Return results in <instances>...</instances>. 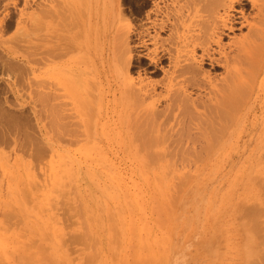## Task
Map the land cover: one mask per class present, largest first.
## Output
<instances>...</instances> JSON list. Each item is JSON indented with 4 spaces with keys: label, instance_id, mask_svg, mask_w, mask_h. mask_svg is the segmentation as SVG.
Listing matches in <instances>:
<instances>
[{
    "label": "rangeland",
    "instance_id": "374dc122",
    "mask_svg": "<svg viewBox=\"0 0 264 264\" xmlns=\"http://www.w3.org/2000/svg\"><path fill=\"white\" fill-rule=\"evenodd\" d=\"M153 2L0 0V264H264V68L253 85L242 78L253 89L216 148L197 158L159 144L165 155L152 160L134 142L139 109L127 95L139 80L164 94L165 74L149 60L125 71L121 58L127 45L137 59L135 29ZM87 149L95 160L79 158ZM63 159L77 167L68 177ZM254 206L253 223L244 208Z\"/></svg>",
    "mask_w": 264,
    "mask_h": 264
},
{
    "label": "bare ground",
    "instance_id": "6f19581e",
    "mask_svg": "<svg viewBox=\"0 0 264 264\" xmlns=\"http://www.w3.org/2000/svg\"><path fill=\"white\" fill-rule=\"evenodd\" d=\"M153 4L154 8L152 12L147 15V24L140 26V29H135V44L137 48H140V50H138L139 53L136 51L138 53L137 59L132 60L131 49L125 45L126 49L124 52L126 51L125 54L127 57L126 55H122L123 59L121 58V62L124 65H121H123V67L125 66V71H128L131 65L133 67L134 61L137 63L138 68H142L145 66V60H149V67L146 68H153V70L150 71L151 74H157L159 71L165 74V79L161 82L165 93H156L159 83H154L153 81L139 80L140 82L137 84H133V82L130 84V87L132 85L133 87L129 90V94L128 91H126V95L128 94L127 96L130 97L132 104L139 109L137 114L133 113L135 118L132 115V112L129 114L131 115L130 117L133 116L136 120L134 123L135 125L131 127H136L137 132V136H133V134L136 133L134 131L135 128L134 130L130 129L131 131H134L130 136L135 137L134 142L137 139H140L139 142L144 141V153L149 152L150 154H147L150 155L151 158L154 157V159L156 157L157 159H161L165 155L164 153L153 149L154 146L156 147L159 144H165L168 148H170L171 145L172 147L175 145L174 147H177L176 149H178V151L183 152L191 150L193 154H190L191 152H189V154L198 158V155H202V152L208 153L210 150H213V147L216 148V145L220 143L219 139L221 140L224 138L223 136L226 134L224 132L232 129L228 128L234 125L235 116L243 106L242 104L245 100V96L250 94L249 89H253L251 86L253 85L252 82H254L255 76H258L256 74L264 68V0H154ZM135 7L136 12H140L142 9V5L138 1L136 2ZM248 9L250 10L249 12H247ZM244 28L247 29V32L240 35V37H236L228 47H226V44H223L224 38L228 37L229 34H234L238 30L242 31ZM167 32H169L168 37L164 38L162 34H166ZM227 48L230 50L227 51ZM208 62L214 69L222 68L225 76L211 77L209 71L204 69V66ZM165 63H168L167 69L164 67ZM245 64H248L249 67H246ZM244 66L246 70H243ZM126 67L127 69H125ZM247 68H250L249 71H247ZM242 73L247 74L244 76V74L241 75ZM244 77L249 79L250 82L253 81L250 83L248 80L246 81L244 79L245 81L242 82V78ZM249 83L252 85L249 86ZM193 91L197 93L198 91L200 92L198 94L196 93V97H193ZM247 97H249V95H247ZM163 102L165 103V106L162 109H159V106ZM125 114L127 113L125 112ZM120 120L122 122V119ZM120 128L122 127L120 126ZM125 132L129 134L130 131ZM127 140H129V138ZM138 140L136 142H138ZM217 141L219 143L215 144ZM125 142H127L126 139ZM127 143H129V145L125 144L130 146V142ZM139 144L141 145V143ZM146 145H148L149 148H147ZM136 146L138 148V145L135 144V150ZM99 148L103 149L100 146ZM99 148L95 151L99 150ZM140 148L144 149L142 145ZM146 149L150 150H147L146 152ZM170 149L172 150V148ZM103 150H101V152H103ZM137 150L135 152H137ZM151 150L152 152H150ZM87 151L91 150L77 151V154L79 156V154L82 153L84 160H87L88 158L92 160L93 157V160H95V156H97L94 153L95 151L93 152L94 155L91 154L93 157L89 155L92 151L87 153L88 156L86 159L85 155L87 154L84 153ZM139 153H141L140 150ZM57 154L58 152L56 153V156L58 157L62 153ZM104 154H101L102 159L105 157ZM180 154H182L181 156L184 158H187L186 156L188 154L186 155L182 152ZM166 155L168 156V154ZM65 156L66 155L62 154L63 158ZM69 156L68 158L71 157ZM74 156L73 157L78 161L80 156L79 158H76L75 154ZM53 157H55V154ZM59 157L62 158L61 155ZM66 157L65 159H67ZM101 157L97 161H99ZM178 157L180 156L178 155ZM184 158L183 160H185ZM65 159H63L65 164L69 165V167L73 165L74 162L72 159H68L69 161L72 160L73 163L71 162V164H69L70 162L67 163V160ZM154 159L152 158V160ZM54 160L58 161L60 159L57 158L52 161ZM110 161L111 160H109V162ZM55 163L57 162L55 161ZM79 163L81 162L79 161L78 164ZM87 163L84 165H87ZM99 163L100 162H98V165ZM95 164L97 165V163ZM107 164L105 162L104 166H108ZM60 166L53 167V169L55 168L56 171L60 169V172L62 171ZM106 166L103 168H106ZM73 167L74 166H72V168L70 167L71 171L65 170L66 172L64 171L60 173H64L65 175L67 172H73L77 168L76 167L73 170ZM90 167L92 168V166ZM55 170H53V172H55ZM61 174L60 176L64 178ZM76 175L74 174L73 176ZM56 176H58V174ZM74 178L75 177H73L72 180H76ZM57 181H59V179H57ZM62 181L66 180L62 179ZM58 183L60 184V182ZM58 183L55 181L52 185ZM67 183H69V181ZM59 184L57 186H59ZM75 186L76 185L72 187L73 194L78 195L74 192H79V187L77 186L78 189H76ZM53 187L56 188V186ZM74 188L76 191H74ZM71 191L67 193L71 195ZM76 198L78 199L79 197ZM254 207H256L254 208L256 210L251 209V212L249 211L250 208L247 209V207H245L246 209L244 208V210L245 212L247 211L249 214H252L259 210L257 206ZM83 212L80 210V215L86 213ZM111 214H113V212ZM257 214H252V218L250 215L249 221L251 219L254 223L253 219L255 217H253V215L258 216ZM119 215L121 214L119 213ZM256 226L258 225L256 224ZM248 238L254 242L251 237ZM254 252H256L255 249L252 250V254ZM256 262L257 261H255V263ZM258 262L260 263V261ZM159 263L161 262L159 261Z\"/></svg>",
    "mask_w": 264,
    "mask_h": 264
}]
</instances>
